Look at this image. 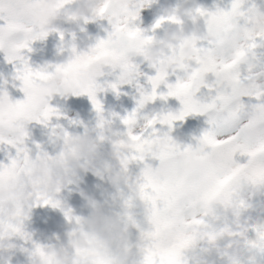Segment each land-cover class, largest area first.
<instances>
[{"label": "clouds", "instance_id": "9594fccd", "mask_svg": "<svg viewBox=\"0 0 264 264\" xmlns=\"http://www.w3.org/2000/svg\"><path fill=\"white\" fill-rule=\"evenodd\" d=\"M0 264H264V0H0Z\"/></svg>", "mask_w": 264, "mask_h": 264}, {"label": "water", "instance_id": "95a60500", "mask_svg": "<svg viewBox=\"0 0 264 264\" xmlns=\"http://www.w3.org/2000/svg\"><path fill=\"white\" fill-rule=\"evenodd\" d=\"M191 127L190 121L188 122V125L185 127V131H187Z\"/></svg>", "mask_w": 264, "mask_h": 264}, {"label": "rangeland", "instance_id": "374dc122", "mask_svg": "<svg viewBox=\"0 0 264 264\" xmlns=\"http://www.w3.org/2000/svg\"><path fill=\"white\" fill-rule=\"evenodd\" d=\"M146 15V17L148 18V19H150L151 17L146 13L145 14ZM192 123L194 124L195 122L194 121H192Z\"/></svg>", "mask_w": 264, "mask_h": 264}]
</instances>
